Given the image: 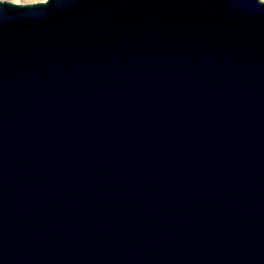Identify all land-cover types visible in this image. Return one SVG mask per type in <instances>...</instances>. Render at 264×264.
<instances>
[{"label":"water","instance_id":"1","mask_svg":"<svg viewBox=\"0 0 264 264\" xmlns=\"http://www.w3.org/2000/svg\"><path fill=\"white\" fill-rule=\"evenodd\" d=\"M0 264H264V1L0 0Z\"/></svg>","mask_w":264,"mask_h":264},{"label":"rangeland","instance_id":"2","mask_svg":"<svg viewBox=\"0 0 264 264\" xmlns=\"http://www.w3.org/2000/svg\"><path fill=\"white\" fill-rule=\"evenodd\" d=\"M1 1H9L14 4H33V3H41L46 2L47 0H1ZM264 1V0H262Z\"/></svg>","mask_w":264,"mask_h":264}]
</instances>
